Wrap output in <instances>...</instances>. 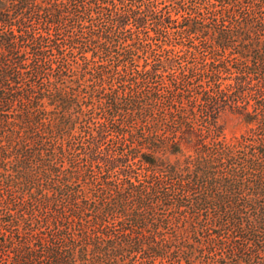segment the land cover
<instances>
[{
    "label": "trees",
    "instance_id": "16d2710c",
    "mask_svg": "<svg viewBox=\"0 0 264 264\" xmlns=\"http://www.w3.org/2000/svg\"><path fill=\"white\" fill-rule=\"evenodd\" d=\"M0 264H264V0H0Z\"/></svg>",
    "mask_w": 264,
    "mask_h": 264
},
{
    "label": "rangeland",
    "instance_id": "374dc122",
    "mask_svg": "<svg viewBox=\"0 0 264 264\" xmlns=\"http://www.w3.org/2000/svg\"><path fill=\"white\" fill-rule=\"evenodd\" d=\"M220 123L224 124L225 126L223 135L228 140L235 139L236 137H239L242 133V128L240 126H236L235 122L231 120L225 123V119H223ZM66 166H68V164Z\"/></svg>",
    "mask_w": 264,
    "mask_h": 264
}]
</instances>
